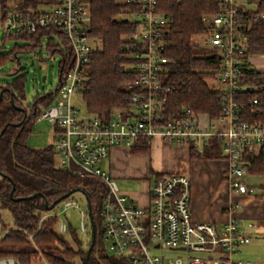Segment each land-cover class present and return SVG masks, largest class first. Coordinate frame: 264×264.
Returning <instances> with one entry per match:
<instances>
[{"label": "built area", "instance_id": "2783aa9c", "mask_svg": "<svg viewBox=\"0 0 264 264\" xmlns=\"http://www.w3.org/2000/svg\"><path fill=\"white\" fill-rule=\"evenodd\" d=\"M116 1L128 6L121 18L136 24L135 31L125 38L134 76L130 87L134 91L128 109L115 110L106 117L85 109L81 114L72 102L73 96L81 95L86 67L98 43L90 34L89 0H56L28 6H22L20 0H6L1 23L7 36L28 45L36 43L42 50L48 44L62 45L64 40L71 51L63 79L43 92H54L52 102L35 118L55 125L52 144L56 166L79 177H95L105 185L99 215L106 253L128 264H252L236 258L241 247L250 242L248 230L254 226L247 222L241 227L230 214L239 203L225 206L228 218L220 225L195 221L190 208L191 179L187 174L170 171L154 175L146 190L147 202L141 205L118 189L102 163L113 148L132 149L143 140L150 146L157 141L186 145L193 156L201 158L204 146L216 138L226 162L228 194H250L252 187L244 179L249 174L245 155L256 153L264 145V124L244 116L238 96L248 91L249 85L242 76L245 68L252 67L245 35L253 21L264 20V13L257 10L258 0H217L216 11L201 16L204 31L192 37V43L202 48L206 56L218 60L217 66L207 69L205 81L217 92L219 116L210 119L184 107L165 121L161 120L162 103L168 92L164 84L168 62L165 35L171 16L159 10V0ZM34 35L36 39L31 37ZM257 103L256 98L251 100L252 113L259 112ZM79 192L84 197L83 205L70 194L51 209L41 211L38 224L53 219L57 231L66 233L69 223L60 215L73 207L79 213L78 236L87 237V202L85 194ZM58 205L60 210L55 209ZM0 264L20 263L13 257H3Z\"/></svg>", "mask_w": 264, "mask_h": 264}, {"label": "trees", "instance_id": "16d2710c", "mask_svg": "<svg viewBox=\"0 0 264 264\" xmlns=\"http://www.w3.org/2000/svg\"><path fill=\"white\" fill-rule=\"evenodd\" d=\"M55 1L20 0V3L28 6ZM89 3L90 34L98 43L86 67L81 98L87 112L107 117L115 110L130 107L134 91L130 85L134 76L125 38L135 31L136 24L121 18L128 6L116 0H89ZM5 6L6 0H0V15L4 13ZM158 7L171 16L165 35L168 62L164 84L168 92L164 95L161 120L175 117L184 107L216 119L221 110L220 102L217 92L206 83L205 75L210 65L217 66L218 60H211L200 51L192 43V37L204 31L201 16L215 12L217 0H159ZM257 10L264 13V0H258ZM31 37L36 39L37 35ZM245 37L248 53L264 56V20L253 21ZM36 47L42 51L36 43L0 50V64L13 60L22 50L33 52ZM44 48L50 55H59L58 81H61L71 62L67 43L62 40V45L48 44ZM243 73L242 81L254 88L252 92L243 91L238 96L243 103L244 116L264 124V71L247 67ZM13 74L11 83L0 84V131L6 126L0 134V209L6 210L11 217L8 223L0 216V258L13 257L20 264H34V260L40 258L48 264H85L90 234L82 240L70 223L66 233H59L53 219L38 224L45 203L50 204L63 194L76 190L88 197L95 224V239L88 264H128L105 251L99 215L105 185L95 177H79L57 167L52 142L42 148H32L27 144L36 116L42 108L50 105L54 92L38 94L30 105H26L24 77L18 69ZM253 98L258 101V113H252ZM149 149L150 145L143 140L132 151L146 153ZM220 157V141L213 138L204 146L201 158ZM245 158L249 174L264 175V145L256 153H247ZM34 193L36 196L27 198Z\"/></svg>", "mask_w": 264, "mask_h": 264}, {"label": "rangeland", "instance_id": "374dc122", "mask_svg": "<svg viewBox=\"0 0 264 264\" xmlns=\"http://www.w3.org/2000/svg\"><path fill=\"white\" fill-rule=\"evenodd\" d=\"M14 45L21 46L24 45V43L5 34L2 27L0 15V50L7 51ZM199 50L203 51L202 48H199ZM39 51L40 49L38 47H36L33 52H26L22 50V52L15 55L16 57L13 60H8L0 64V84L11 83L15 76L13 74L14 70H20L21 74L24 77V103L26 105H30L36 95L55 87L59 79L57 64L59 55L47 54L46 50L44 49L40 52ZM250 62L251 66L255 70L264 71V56L254 55L250 58ZM42 76H45L44 81H42ZM72 102L75 107L79 109L80 113L83 114L85 106L81 95L73 96ZM54 127L55 125L47 120L34 121L32 131L27 139L28 146L32 148H42L50 144L53 140ZM125 151H118V153L115 154V159H111V163H113L114 168H117L118 170H120V168L133 169L135 167H138L140 164H142V167H145V169L148 168L149 157L147 155L139 156L137 155L139 153H136L131 157H128V154H126ZM163 153L164 147L153 145L149 155L150 158H153L155 156L157 157L158 155V157H160L163 155ZM138 158H143V160L139 161L137 160ZM107 163L108 161L106 160L102 163V168L105 171H107ZM147 175L148 171H145L140 176ZM244 179L246 184L252 187V191L249 194L250 196L254 197L255 199L264 197V175L246 174L244 176ZM114 181L117 184L119 190L131 196H139L143 194V191L146 190V183L139 178L123 179L120 177H114ZM70 197L83 205L84 197L79 191L73 192ZM216 197L217 195H215L214 191H210L209 193H207L206 198L208 205L219 203V200L217 201ZM261 205H263L261 211L264 212V203H262ZM55 209L60 210L61 207L58 205ZM0 216L5 222H11V217L6 210L0 209ZM60 219L67 221L76 228L79 222L78 210L73 207L68 208L63 213H61ZM252 224H254L255 226L251 227L248 230L250 235V242L241 247V253L237 255L236 258L249 260L252 264H264V219H254ZM174 254L175 253L173 252H169V255ZM34 264L45 263L44 261H42V258H40L35 259Z\"/></svg>", "mask_w": 264, "mask_h": 264}, {"label": "crops", "instance_id": "0c3cea01", "mask_svg": "<svg viewBox=\"0 0 264 264\" xmlns=\"http://www.w3.org/2000/svg\"><path fill=\"white\" fill-rule=\"evenodd\" d=\"M153 145L164 147V153L162 156L158 157V155L157 157L150 158L149 154ZM121 150H126L125 152L128 154V157L136 154L132 149L126 148L116 147L111 150V153L106 159V161H108L106 169L113 179L114 177H120L123 179L139 178L146 183L147 190L152 177L157 173L178 171L187 174L191 179L190 208L192 218L195 221H212L217 225L224 223L229 214L225 209V206L228 203L240 204L239 207L231 210L230 214L236 218L241 227H245L247 222L253 223L254 219H264V212L261 211L263 207L261 204L264 203V197L255 199L250 195L230 196L228 194L227 183L224 179L226 162L221 157L212 159L196 158L191 154L186 145H173L157 141L150 146L148 152L137 154L139 156L147 155L149 157L147 169L140 164L133 169L120 168V170H118L117 168H114L111 159H115V154ZM137 160L141 161L143 158H138ZM145 171H148V175L140 176ZM146 190L139 196H132L141 205H144L147 202ZM210 191H214L219 203L208 205L206 194Z\"/></svg>", "mask_w": 264, "mask_h": 264}, {"label": "water", "instance_id": "95a60500", "mask_svg": "<svg viewBox=\"0 0 264 264\" xmlns=\"http://www.w3.org/2000/svg\"><path fill=\"white\" fill-rule=\"evenodd\" d=\"M123 50H125V47H123ZM252 69H253V67H250V70H252ZM44 79H45V76H42V81H44ZM246 89L248 91H250V92L253 91V87L252 86H247ZM0 98H1V92H0ZM20 109L23 110V108H20ZM5 128H6V126H4L2 128V130L0 131V134L4 131ZM0 175L2 176V174H0ZM73 192H76V190H71L70 192L63 194L62 196H60L59 198H57L55 201H53L50 204L45 203L44 204V209L45 210L51 209L55 204H57L59 201H61L62 199L66 198L67 196H69ZM11 194L12 193L10 192V195ZM33 196H36V193H34L31 196H28L27 198H31ZM85 197H86L87 211H88V216H89V221H90V244H89V246H88V248L86 250L85 257H84L85 264H88V259H89L91 250L93 248V243H94V239H95V224H94V221H93V218H92V214H91V209H90V204H89L88 197L86 195H85Z\"/></svg>", "mask_w": 264, "mask_h": 264}]
</instances>
